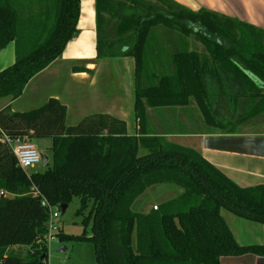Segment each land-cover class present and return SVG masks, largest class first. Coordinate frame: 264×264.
<instances>
[{
	"label": "trees",
	"instance_id": "1",
	"mask_svg": "<svg viewBox=\"0 0 264 264\" xmlns=\"http://www.w3.org/2000/svg\"><path fill=\"white\" fill-rule=\"evenodd\" d=\"M95 12L98 58L135 60L139 128L129 135L125 121L104 113L68 126L66 106L56 98L26 112L2 108L0 264H45L42 197L60 207L79 199L82 233L57 236L90 242L97 264H219L223 256H264V244H239L221 213L226 207L264 223V185H238L195 149L151 134L146 122L147 107L185 106L191 99L208 125L222 129L264 113V86L252 78L264 85V28L173 0H95ZM79 16L80 0H0V50L15 44L14 63L0 71V98L21 96L61 56L79 32ZM157 26L194 36L206 52L182 44L171 55V72L151 75L143 86L146 46ZM218 107L226 108V121L215 115ZM34 138L52 140V165L47 161L43 171L23 169L12 151L13 143ZM161 183L182 192L157 210L133 208L147 187ZM15 246L29 249L21 255Z\"/></svg>",
	"mask_w": 264,
	"mask_h": 264
},
{
	"label": "crops",
	"instance_id": "2",
	"mask_svg": "<svg viewBox=\"0 0 264 264\" xmlns=\"http://www.w3.org/2000/svg\"><path fill=\"white\" fill-rule=\"evenodd\" d=\"M173 2L193 11L211 9L264 28V0ZM77 26L78 34L67 43L61 56L31 78L21 96L0 98V110L9 106L13 112L31 111L56 98L66 106L68 126L78 124L87 115L104 113L125 121L128 134H135L139 126L134 110L133 58H98L95 0H80ZM14 61L15 44L11 42L0 50V71ZM217 111L215 115L222 118L229 115L226 108L218 107ZM146 122L151 134L195 149L238 185H264V118L236 122L228 129L209 126L193 101L185 106L147 107ZM175 187L180 194L182 189ZM147 189L143 193L144 213L159 205L148 200ZM221 213L239 244H264V223L240 218L226 207L221 208ZM219 264H264V256H223Z\"/></svg>",
	"mask_w": 264,
	"mask_h": 264
},
{
	"label": "rangeland",
	"instance_id": "3",
	"mask_svg": "<svg viewBox=\"0 0 264 264\" xmlns=\"http://www.w3.org/2000/svg\"><path fill=\"white\" fill-rule=\"evenodd\" d=\"M153 1L155 2L156 0ZM182 44L186 45L190 49L199 51L200 54H204L206 52L203 45L198 42L194 36L189 38L181 37L176 31L169 30L163 26L153 28L146 46L145 65L147 67V72L144 73L143 86L150 83L153 78L151 75L171 72V55L173 52L178 51ZM191 102H193V99H191ZM226 116L228 117L230 115ZM258 117L259 119L261 117L264 118V115H260ZM235 126V122L229 124V127ZM29 141L35 145L40 154L48 157V163L49 166H51L52 151L50 149V139L34 138ZM146 152L147 150L145 148L139 149L140 154ZM46 168V163L44 164L41 162L31 168V170L43 171ZM149 187H147L148 189L145 194L150 202L161 204L169 197L172 199V197L177 196V194L179 195V193H177V188L172 184L161 183L154 184ZM169 190H172L173 193L170 194ZM147 198H144V201L147 200ZM78 207L79 199L75 197L69 205H67L64 209L60 208L58 211V220L61 230L66 234L78 235L83 231L82 216L76 215ZM133 208L138 211H143V194L134 202ZM28 249L29 248L27 246H15L11 248L12 251L21 255H25ZM45 264H97V262L95 260L94 247L90 242H76L72 240L61 241L59 238H55L48 241V257Z\"/></svg>",
	"mask_w": 264,
	"mask_h": 264
},
{
	"label": "built area",
	"instance_id": "4",
	"mask_svg": "<svg viewBox=\"0 0 264 264\" xmlns=\"http://www.w3.org/2000/svg\"><path fill=\"white\" fill-rule=\"evenodd\" d=\"M6 140L11 142L8 138H6ZM12 151L17 160V164L23 169H31L38 163L42 162V154L38 152L35 145L29 140L13 143ZM32 194L34 196L41 195L40 192L35 189L32 190ZM41 205L47 209L48 213L47 232L45 234V240L48 242L52 239L58 238L57 235L61 230L58 220V211L61 207L51 205L45 197H42ZM152 209L157 210L158 205H154Z\"/></svg>",
	"mask_w": 264,
	"mask_h": 264
},
{
	"label": "water",
	"instance_id": "5",
	"mask_svg": "<svg viewBox=\"0 0 264 264\" xmlns=\"http://www.w3.org/2000/svg\"><path fill=\"white\" fill-rule=\"evenodd\" d=\"M133 58V57H132ZM134 60V58H133ZM135 63V60H134ZM254 79V81L259 84L260 86H264L260 81H258L256 78L252 77ZM133 84H134V110H135V68H134V73H133ZM48 161V157L46 155H42V163H46ZM1 196H4V192H1ZM66 206H62L61 208H65Z\"/></svg>",
	"mask_w": 264,
	"mask_h": 264
}]
</instances>
